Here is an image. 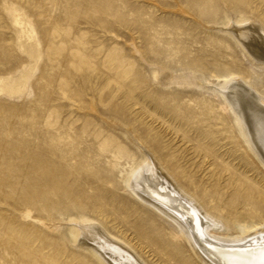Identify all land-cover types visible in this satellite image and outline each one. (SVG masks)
Segmentation results:
<instances>
[{
    "label": "rangeland",
    "instance_id": "1",
    "mask_svg": "<svg viewBox=\"0 0 264 264\" xmlns=\"http://www.w3.org/2000/svg\"><path fill=\"white\" fill-rule=\"evenodd\" d=\"M232 20L264 26V0H0V170L12 172L15 193H0V222L19 242L13 254L0 247V264L36 255L102 264L72 244L79 220L101 224L147 264H206L175 224L129 194L147 150L128 132L225 221L221 236L264 226V165L217 91L239 77L264 95V66L219 29ZM161 69L192 82L161 84ZM44 154L48 169L71 173L68 195L51 209L16 196Z\"/></svg>",
    "mask_w": 264,
    "mask_h": 264
},
{
    "label": "bare ground",
    "instance_id": "2",
    "mask_svg": "<svg viewBox=\"0 0 264 264\" xmlns=\"http://www.w3.org/2000/svg\"><path fill=\"white\" fill-rule=\"evenodd\" d=\"M219 29L228 31L234 37L253 66L258 68L264 66V26L260 22L251 20L239 24L232 20L228 26ZM107 69H110L109 66ZM157 80L164 85H183L191 83L192 77L190 73L172 75L169 71L161 69L158 71ZM118 81L124 86L122 78ZM196 83L200 87L211 86L201 77L196 79ZM217 91L223 96L224 104L227 106L228 103L238 119L244 142L264 165V95L239 77L231 79L223 87H218ZM233 113L231 112L232 115ZM113 126L119 127L116 124ZM128 136L140 148L147 150L145 163L135 168L136 170L128 176L126 188L129 194L143 207L153 210L175 224L183 232L190 248L200 261L206 264H264V226L254 227L241 236L231 238L221 236L227 232L225 221L208 211L182 186L170 164L159 160L154 150L136 136L129 132ZM40 158L41 164L36 163L35 169H29L27 187L16 196L18 200L34 208L41 203L45 209H51L52 206H58L68 195L65 181L71 173L66 169H48L50 164L46 155H41ZM12 184H14L12 172L9 169L0 170V193L13 198L15 193L11 188ZM7 188H11V192L6 193ZM253 200L259 204L257 197ZM55 226L52 224L51 229ZM72 227L75 232L71 239L72 244L84 248L102 264H147L134 248L115 238L99 223L79 220L73 221ZM22 238H27V234L23 233ZM145 238L151 240L149 236ZM51 245L56 254L60 247L59 242ZM0 247L11 254L18 250L19 242L12 223L0 222ZM26 261L30 264L48 263L41 255Z\"/></svg>",
    "mask_w": 264,
    "mask_h": 264
}]
</instances>
